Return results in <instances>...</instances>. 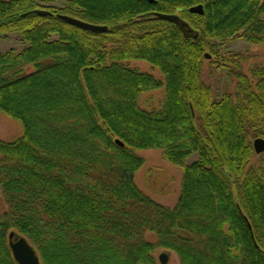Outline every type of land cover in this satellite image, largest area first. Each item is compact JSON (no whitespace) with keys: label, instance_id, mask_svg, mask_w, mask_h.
<instances>
[{"label":"trees","instance_id":"trees-1","mask_svg":"<svg viewBox=\"0 0 264 264\" xmlns=\"http://www.w3.org/2000/svg\"><path fill=\"white\" fill-rule=\"evenodd\" d=\"M47 1L0 0V38L27 42L0 51V111L23 125L0 139V264H17L10 231L42 264H157L156 248L179 264H264V167L251 164L252 140L264 138V67L239 71L236 95L217 101L201 78L212 40L264 38V0ZM198 4L202 14L189 11ZM155 13L177 14L191 33ZM161 85L158 108L139 106ZM142 149L180 168L173 207L137 187Z\"/></svg>","mask_w":264,"mask_h":264},{"label":"rangeland","instance_id":"rangeland-1","mask_svg":"<svg viewBox=\"0 0 264 264\" xmlns=\"http://www.w3.org/2000/svg\"><path fill=\"white\" fill-rule=\"evenodd\" d=\"M43 5H51L58 9L63 8L65 0H49ZM247 34L235 38H224L212 40L216 44V50L210 58H205L201 78L210 87L213 100H219L224 94L236 95L238 79L236 74L241 71L251 77L252 68L264 67V38L260 42H250ZM27 42L22 41L18 34H10L8 37L0 38V51L4 52L10 48L21 50ZM208 53L210 51L206 50ZM211 54V53H210ZM239 58V59H238ZM142 72H148L163 82V76L159 70L153 68L143 60H131L127 62ZM163 85L155 89L142 92L138 97V104L146 110L158 108L163 102ZM23 134L21 121L11 118L0 111V139L11 141ZM253 141V140H252ZM253 145V144H252ZM254 150V149H253ZM254 152V151H253ZM137 153L144 159L143 164L135 173L137 187L146 193L155 202L173 207L179 196L181 184V170L172 162L167 161L160 149H142ZM197 159V153H193L185 159L186 164ZM251 164L264 167V151L252 156ZM5 205L0 193V208ZM152 239L150 234L147 235ZM153 255L157 264H179L177 254L165 248H156ZM164 256L161 262V256ZM42 264V263H41Z\"/></svg>","mask_w":264,"mask_h":264},{"label":"water","instance_id":"water-1","mask_svg":"<svg viewBox=\"0 0 264 264\" xmlns=\"http://www.w3.org/2000/svg\"><path fill=\"white\" fill-rule=\"evenodd\" d=\"M189 11L202 14L203 8L201 4H198L190 7ZM39 12L43 14L48 13L47 11L44 10ZM155 15L177 22L182 27V29L190 31L191 33V29L188 27V24L185 21L181 20L177 14L155 13ZM60 17L75 26L88 29L91 31L102 32L107 29L105 25L88 23L68 15H60ZM204 56L205 58L211 57V55L207 52L204 54ZM115 142L119 145H122V142L118 139H116ZM252 144L255 153H261L264 151V138L256 137L253 139ZM8 246L11 251L12 257L17 264H41L40 258L34 247L29 243V241L24 236L20 235L19 233H16L15 231L9 232ZM163 260H164V256L162 255L161 262H163Z\"/></svg>","mask_w":264,"mask_h":264}]
</instances>
